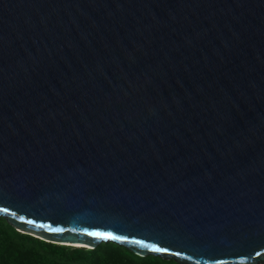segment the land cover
Wrapping results in <instances>:
<instances>
[{"label": "water", "instance_id": "obj_1", "mask_svg": "<svg viewBox=\"0 0 264 264\" xmlns=\"http://www.w3.org/2000/svg\"><path fill=\"white\" fill-rule=\"evenodd\" d=\"M0 217L264 264V0H0Z\"/></svg>", "mask_w": 264, "mask_h": 264}, {"label": "trees", "instance_id": "obj_2", "mask_svg": "<svg viewBox=\"0 0 264 264\" xmlns=\"http://www.w3.org/2000/svg\"><path fill=\"white\" fill-rule=\"evenodd\" d=\"M0 264H179L159 256H138L113 242L94 249L43 241L14 229L0 217Z\"/></svg>", "mask_w": 264, "mask_h": 264}, {"label": "snow or ice", "instance_id": "obj_3", "mask_svg": "<svg viewBox=\"0 0 264 264\" xmlns=\"http://www.w3.org/2000/svg\"><path fill=\"white\" fill-rule=\"evenodd\" d=\"M94 235H99V234H94ZM106 238H111V239H115V237H106ZM156 251H160L161 249H155Z\"/></svg>", "mask_w": 264, "mask_h": 264}]
</instances>
